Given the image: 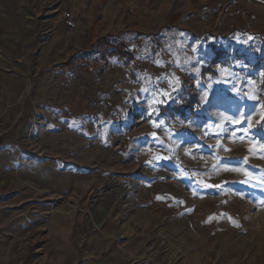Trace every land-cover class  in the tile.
I'll return each instance as SVG.
<instances>
[{
    "label": "rangeland",
    "instance_id": "374dc122",
    "mask_svg": "<svg viewBox=\"0 0 264 264\" xmlns=\"http://www.w3.org/2000/svg\"><path fill=\"white\" fill-rule=\"evenodd\" d=\"M0 264H264V0H0Z\"/></svg>",
    "mask_w": 264,
    "mask_h": 264
},
{
    "label": "trees",
    "instance_id": "16d2710c",
    "mask_svg": "<svg viewBox=\"0 0 264 264\" xmlns=\"http://www.w3.org/2000/svg\"><path fill=\"white\" fill-rule=\"evenodd\" d=\"M208 45L210 49L214 51V56L201 68V75L204 78L208 74L214 75L211 66L214 62L219 61L223 57L222 50L216 51V44L209 42ZM135 55L136 51L129 48L126 43L115 38L113 35H105L81 49L73 59L92 62V58L96 56L101 61L105 60V58H116L117 60L132 62L135 59ZM65 65H68V63H65ZM198 107V100L194 94H190L187 97L182 95L178 102L172 105L160 106L159 113L174 117L176 114L182 115L188 112L190 117H194Z\"/></svg>",
    "mask_w": 264,
    "mask_h": 264
},
{
    "label": "built area",
    "instance_id": "2783aa9c",
    "mask_svg": "<svg viewBox=\"0 0 264 264\" xmlns=\"http://www.w3.org/2000/svg\"><path fill=\"white\" fill-rule=\"evenodd\" d=\"M63 18L69 26H74V20L70 13L65 12Z\"/></svg>",
    "mask_w": 264,
    "mask_h": 264
},
{
    "label": "snow or ice",
    "instance_id": "6c2138e0",
    "mask_svg": "<svg viewBox=\"0 0 264 264\" xmlns=\"http://www.w3.org/2000/svg\"><path fill=\"white\" fill-rule=\"evenodd\" d=\"M176 83L178 84L179 81L177 80ZM164 95H168V93H164ZM154 102H162V101H154ZM226 170H227V169H226ZM231 170H234V171H240L239 169H231ZM244 174H245V175H249L247 172H245ZM158 199H160V198L158 197Z\"/></svg>",
    "mask_w": 264,
    "mask_h": 264
}]
</instances>
